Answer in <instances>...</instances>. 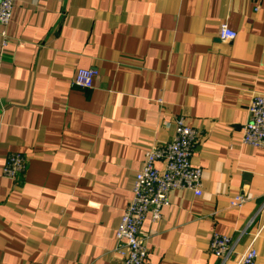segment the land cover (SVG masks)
<instances>
[{"label": "crops", "instance_id": "obj_1", "mask_svg": "<svg viewBox=\"0 0 264 264\" xmlns=\"http://www.w3.org/2000/svg\"><path fill=\"white\" fill-rule=\"evenodd\" d=\"M6 32L0 264H119L114 230L134 176L177 117L197 132L202 194L172 191L159 219H144L149 261L220 264L219 234L233 264L261 224L264 264V149L242 143L247 108L264 96V0H15ZM78 69L98 71L91 90L73 85ZM11 153L27 161L15 180L1 175Z\"/></svg>", "mask_w": 264, "mask_h": 264}, {"label": "built area", "instance_id": "obj_2", "mask_svg": "<svg viewBox=\"0 0 264 264\" xmlns=\"http://www.w3.org/2000/svg\"><path fill=\"white\" fill-rule=\"evenodd\" d=\"M15 0H0V46L8 42L6 28L9 24ZM236 33L223 22L219 25L218 38L223 42L234 40ZM98 76L95 69L76 70L72 83L82 90H91ZM197 132L189 127L183 117L174 120L172 139L162 145L153 144L144 153L141 169L136 172L131 188L132 197L114 230L115 254L119 264H152L148 259L146 238L141 225L147 216L152 221L160 217V210L169 204V194L175 190H189L195 197L202 194V170L194 166L191 158L194 152ZM242 143L253 148L264 149V96H254L247 108V119L242 127ZM156 164H161L158 168ZM27 167L24 156L11 153L1 170L5 178L15 180ZM243 196H237L235 207H241ZM264 209V203L258 210ZM262 226L259 224L250 232L245 248L237 254L233 264H256V239ZM210 252L226 264L234 252V244L228 236L213 234Z\"/></svg>", "mask_w": 264, "mask_h": 264}]
</instances>
